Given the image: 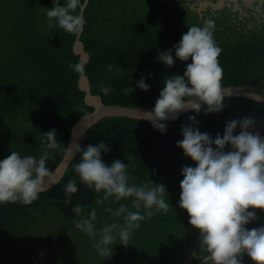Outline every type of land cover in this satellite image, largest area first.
<instances>
[{"label": "trees", "instance_id": "16d2710c", "mask_svg": "<svg viewBox=\"0 0 264 264\" xmlns=\"http://www.w3.org/2000/svg\"><path fill=\"white\" fill-rule=\"evenodd\" d=\"M127 1L89 0L98 8L88 6L83 14L86 24L80 39L90 56L85 74L91 93L99 94L104 104L154 108L164 79L183 75L191 58L182 61L175 57L173 45L182 38L178 31L154 20L144 23L135 10L129 9ZM52 7L53 0H23L14 12L0 11V159L11 151L38 159L45 150L40 134L55 128L62 144L59 150H49L47 166L51 170L63 157L74 123L92 110L84 103V92L78 89L79 74L69 67L79 62L72 51L76 35L58 26L48 27L45 13ZM140 9L145 8L142 5ZM221 44L218 59L223 68V88L248 86L264 94V29L248 34L241 42ZM168 49H172L175 60L172 66L158 59L159 53ZM149 72L153 75L147 76ZM142 76L151 86L148 91L136 86ZM108 84L112 90L106 95L101 85ZM224 103L219 113L191 110L169 119L164 133L149 120L119 116L101 119L86 133L81 147L104 140L111 149L102 153L105 162L119 159L129 164L130 183L151 179L166 187L164 195L172 205L170 210L154 211L151 218L140 221L129 245L117 240L111 257H101L92 246L93 240L76 228L80 216L71 211L76 204L84 209V216L91 207L96 209L98 229L105 223H124L107 208L125 204L135 210L131 198L103 200V191L96 193L82 184L74 170L81 158L77 153L61 180L42 191L38 200L29 205L19 201L0 204V264H193L201 260L196 255L201 251L199 230L179 206L182 168L195 166L177 146L183 139L182 126L189 125V117L195 116L199 130L215 138L217 133L223 136L227 122L251 117L255 121L252 130L264 136V103L237 96L225 97ZM70 180L77 182L78 192L66 206L65 186ZM249 210L255 211L257 218L246 227L264 226V210ZM243 264H254L246 253Z\"/></svg>", "mask_w": 264, "mask_h": 264}, {"label": "clouds", "instance_id": "9594fccd", "mask_svg": "<svg viewBox=\"0 0 264 264\" xmlns=\"http://www.w3.org/2000/svg\"><path fill=\"white\" fill-rule=\"evenodd\" d=\"M87 2L53 0V7L46 8L45 13L48 27L58 26L67 33L79 35L86 24L81 10ZM215 28L214 19H205L203 25L190 26L173 45L175 57L182 61L191 58V63L186 65L183 75L174 74L164 79L154 108L147 112L146 119L162 133L167 130L166 121L175 120L183 110L219 113L226 106L223 68L218 59L222 48L214 39ZM158 59L167 66L175 63L172 49L160 52ZM69 67L80 76L85 75L83 64L77 62ZM111 70L112 65H109ZM136 86L143 91L151 87L145 76L136 81ZM111 90L110 84L101 85L104 94H110ZM130 91L134 89L131 87ZM189 120V125L182 126L183 139L177 141V146L195 166L182 168L179 206L187 211L189 223L199 230L201 251L196 255L204 264H243L246 253L254 264H264V226L246 227L257 218L250 208L264 210V136L252 130L255 121L251 117L227 122L223 136L217 133L215 138L199 130L195 116H190ZM237 128L239 133L235 134ZM40 135L45 150L38 159L19 151H11L6 158L0 159V204L19 201L29 205L50 186L46 185L53 177L47 166L49 150H59L62 143L57 139L55 128ZM226 146H230L227 151ZM65 151L80 154L74 170L82 184L96 193L103 191V200L119 202L131 198V207L135 209L125 204L116 209L107 208L113 217H122L124 223H105L98 229L94 207L84 216L79 204L72 206L71 211L80 216L75 221L76 228L93 240L92 246L99 256L110 258L117 240L119 244L129 245L134 229L140 226V221L151 218L154 211L170 210L172 205L165 199L164 184L151 179L141 184L130 183L129 164L119 159L111 164L105 162L102 153L111 149L104 140L86 148L74 142L72 149ZM77 192V182L68 181L63 203L69 205Z\"/></svg>", "mask_w": 264, "mask_h": 264}, {"label": "flooded vegetation", "instance_id": "af4514ba", "mask_svg": "<svg viewBox=\"0 0 264 264\" xmlns=\"http://www.w3.org/2000/svg\"><path fill=\"white\" fill-rule=\"evenodd\" d=\"M23 0H0V11L16 10ZM145 8L151 4L148 0ZM172 8L190 11L203 25L205 19L215 20V39L225 43L241 42L248 34H259L264 29V0H162ZM90 9L98 8L88 4ZM103 7L104 5H99ZM17 7V8H16ZM85 8V9H86ZM154 22H157L155 19ZM176 29H174L175 31ZM178 36H181L178 34ZM222 46V44H219Z\"/></svg>", "mask_w": 264, "mask_h": 264}, {"label": "water", "instance_id": "95a60500", "mask_svg": "<svg viewBox=\"0 0 264 264\" xmlns=\"http://www.w3.org/2000/svg\"><path fill=\"white\" fill-rule=\"evenodd\" d=\"M86 6L81 10L82 14H84V10ZM82 32L79 35L75 36V39L72 44V51L75 55L79 57V63L83 64L84 67H86V64L90 59V56L87 53V51H85L84 44L80 39ZM77 86L80 91L84 92V97H83L84 103L92 107V110L81 116L72 126L69 133L66 149H72L74 142L79 143L81 146L83 139L86 133L89 131V129L105 117L119 116V117H128L132 119L148 120L146 119L147 112H150L153 109L151 107H130V106H122V105H114V104H104L99 94L91 93V85L89 83L86 74L83 76L79 75ZM224 89H225V97L237 96V97H243L253 101L264 103V94L256 92L255 90L249 88L248 86L232 85V86L224 87ZM189 111L191 110L190 109L183 110L178 114V116H181ZM76 154L73 155L66 153V151L64 152L60 162L52 170L53 177L46 182V185L50 184L48 189L52 188L61 180L64 172L66 171L67 167L70 165ZM203 263L204 262L201 259L193 264H203Z\"/></svg>", "mask_w": 264, "mask_h": 264}, {"label": "rangeland", "instance_id": "374dc122", "mask_svg": "<svg viewBox=\"0 0 264 264\" xmlns=\"http://www.w3.org/2000/svg\"><path fill=\"white\" fill-rule=\"evenodd\" d=\"M151 4L148 8H145L148 0H128L127 5L129 9L135 10L138 18L143 19L144 23H149L152 19H155L161 25L170 26L176 29L180 35H183L188 31V28L192 25H199L198 19L188 10H177L172 8L162 0H151ZM143 5L145 9H140ZM214 35V39H215ZM217 44H221V41L215 39ZM232 42V41H228Z\"/></svg>", "mask_w": 264, "mask_h": 264}]
</instances>
